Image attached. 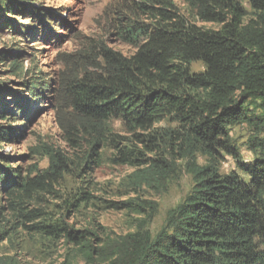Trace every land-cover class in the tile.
<instances>
[{
    "label": "trees",
    "instance_id": "obj_1",
    "mask_svg": "<svg viewBox=\"0 0 264 264\" xmlns=\"http://www.w3.org/2000/svg\"><path fill=\"white\" fill-rule=\"evenodd\" d=\"M15 11L30 13L33 23L57 17L52 11L35 13L21 0H0V23L25 29L21 35L31 38L37 37L35 26L5 15ZM106 12L110 31L135 52L125 55L101 41L97 50L81 53L83 68L71 70L61 83L73 122L67 129L70 155L43 144L38 153L48 155V167L32 165L24 175L0 152V196L17 218L14 225L85 249L87 232L74 231L38 206L67 175L107 161L133 167L127 179L134 196L112 206L151 220L157 202L138 193H161L185 171L192 187L169 210L162 228L153 234L141 223L116 239L100 264H264V0H113ZM1 57L5 61L7 55ZM197 62L204 70L193 71ZM16 65L14 58L11 67ZM52 85L38 78L26 86L27 96L0 88V120L21 127L17 116L28 119L33 102L40 110L36 104ZM7 124L0 123V149L24 133ZM243 124L251 131L242 145L252 152L250 161L231 137L232 128ZM225 155L236 163L227 173L221 169ZM83 179L85 185L67 199L68 208L97 198L93 181ZM103 253L86 252L94 264ZM0 264L11 263L0 255Z\"/></svg>",
    "mask_w": 264,
    "mask_h": 264
},
{
    "label": "rangeland",
    "instance_id": "obj_2",
    "mask_svg": "<svg viewBox=\"0 0 264 264\" xmlns=\"http://www.w3.org/2000/svg\"><path fill=\"white\" fill-rule=\"evenodd\" d=\"M21 1L25 5L32 4L36 9L35 13L52 11L57 16L46 24L38 21L33 23L30 13L24 11L5 14L13 17L10 21L14 23L17 21L20 24H29L30 27L35 26L37 37L34 38L21 35L22 32L26 33L25 29L17 31L0 23V88L27 96L26 86L30 82L39 78L47 82L51 80L53 83L52 92L36 104L40 110H36L33 102L28 106L31 111L29 120L24 115L17 116L19 120L16 123L23 122L21 127L0 120L1 124L8 123L7 126L12 129L24 131L20 138L14 137L2 143L0 152L9 155V165L14 168L22 167L24 175H27L28 168L32 165H37L39 170L48 167V155L44 152L38 153L43 144L58 148L66 155H70L72 151L67 140V129L73 126V122L66 106L68 101L65 87L61 83L65 84L71 70L78 72L83 68L81 53L97 50L101 41L107 47L119 50L125 55L133 54L135 49L120 43L108 27L111 19L106 9L113 0ZM199 24L209 28L218 26L213 23ZM3 53L7 55L5 61L1 57ZM16 53H21L20 57H15ZM14 58L18 65L11 67ZM84 59L86 66H90V58ZM192 69L197 72L204 70V66L197 62L192 65ZM6 99L11 100L12 96L7 95ZM162 125H168V122H163ZM116 129L121 130L119 122H116ZM250 135L251 131L246 124L236 125L231 130L232 140L241 148V154L246 161L251 160L252 152L242 145ZM200 162H204V158L200 157ZM235 168L233 157L225 155L222 172L227 173ZM133 170V167L113 165L108 161L93 170L86 166L81 170L76 169L74 175H67L62 180L61 187L56 186L58 191L45 194V201L38 204L52 217L67 221L74 231L87 232L88 245L85 249L75 247L65 238L46 236L27 230L23 225H14L17 218L8 211L5 197L0 196V224L5 226L0 233V238L4 237L0 241V255L11 264H94L90 263L91 259L86 252L89 248H96L104 251L95 259V264H100L101 259L111 252L114 241L134 232L141 223L147 222L151 232L157 233L165 224L169 210L176 207L190 191L192 177L185 171H180L179 176L170 181L167 189L161 193L150 189L141 190L139 197L157 202V213L149 220L148 216L112 206V203L134 196L127 179ZM82 177L85 181H93L95 188L92 192L97 198L94 203L80 209L68 208L66 201L71 198L72 192L78 186L85 185V182L79 181Z\"/></svg>",
    "mask_w": 264,
    "mask_h": 264
}]
</instances>
